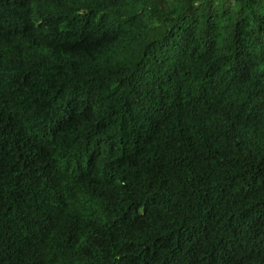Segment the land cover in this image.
Wrapping results in <instances>:
<instances>
[{"label":"trees","instance_id":"trees-1","mask_svg":"<svg viewBox=\"0 0 264 264\" xmlns=\"http://www.w3.org/2000/svg\"><path fill=\"white\" fill-rule=\"evenodd\" d=\"M0 264H264V0H0Z\"/></svg>","mask_w":264,"mask_h":264}]
</instances>
